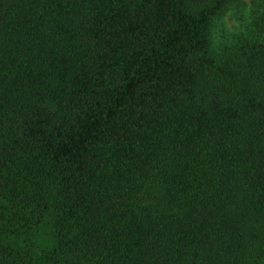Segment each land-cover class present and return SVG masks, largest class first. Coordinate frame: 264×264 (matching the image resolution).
<instances>
[{
  "label": "trees",
  "instance_id": "obj_1",
  "mask_svg": "<svg viewBox=\"0 0 264 264\" xmlns=\"http://www.w3.org/2000/svg\"><path fill=\"white\" fill-rule=\"evenodd\" d=\"M245 5L0 0V264H264V0Z\"/></svg>",
  "mask_w": 264,
  "mask_h": 264
},
{
  "label": "rangeland",
  "instance_id": "obj_2",
  "mask_svg": "<svg viewBox=\"0 0 264 264\" xmlns=\"http://www.w3.org/2000/svg\"><path fill=\"white\" fill-rule=\"evenodd\" d=\"M244 9L246 12L250 9V0H246ZM240 23V17L237 9L230 11L223 20H221L215 28V40L217 44L226 43L231 38L232 34L237 31Z\"/></svg>",
  "mask_w": 264,
  "mask_h": 264
}]
</instances>
